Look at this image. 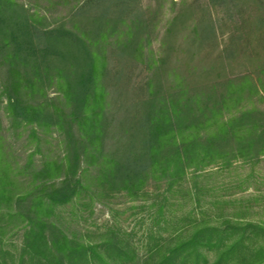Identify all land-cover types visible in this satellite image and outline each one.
Returning <instances> with one entry per match:
<instances>
[{
  "label": "rangeland",
  "instance_id": "obj_1",
  "mask_svg": "<svg viewBox=\"0 0 264 264\" xmlns=\"http://www.w3.org/2000/svg\"><path fill=\"white\" fill-rule=\"evenodd\" d=\"M12 1L26 11L33 39L42 49L39 54L51 43L45 32L64 28L104 57L100 86L107 94V151L120 145L116 131L121 122L133 126L132 133L141 137L136 125L149 112L145 103L150 95L167 101L172 96L193 98L210 108L208 128L201 135L217 139L221 150L207 166L188 169L184 185L187 188L199 177L202 205L198 207L183 188L171 196V220L195 209L198 220L211 224L231 220L264 227V139L244 158L238 140L221 135L223 123L238 117L235 126L240 130L252 124L259 134L264 129V0ZM135 19L142 24L132 44L127 32ZM6 72L0 62V157L8 167L12 193L21 196L43 181V175L38 177L43 165L59 162L65 150L57 129L13 120L3 94ZM56 85L47 84L46 99L57 98ZM124 142L128 143L126 135ZM146 191L153 194L136 200L125 192L87 198L83 204L58 209L54 222L68 237L85 243H100L110 228L119 230L143 258L151 229L157 232L162 227L163 237L175 230H164L154 219V205L160 204L156 198L165 193V185L152 182ZM0 225L1 247L18 255L26 223L19 217L6 218ZM263 244V235L249 242L253 247ZM208 258L209 264L218 261L215 253Z\"/></svg>",
  "mask_w": 264,
  "mask_h": 264
},
{
  "label": "trees",
  "instance_id": "obj_2",
  "mask_svg": "<svg viewBox=\"0 0 264 264\" xmlns=\"http://www.w3.org/2000/svg\"><path fill=\"white\" fill-rule=\"evenodd\" d=\"M141 24V20H133L132 30L127 32L132 44ZM33 31L23 8L12 0H0V62L7 71L3 94L8 113L17 123L57 129L65 154L59 162H46L38 174L43 181L17 197L0 157V222L22 217L26 223L19 254L0 245V264H209V253L218 256L216 264H264V244L249 245L264 236L259 224L231 220L211 224L198 220L195 209L179 220L170 218L171 196L186 185L188 169L207 166L221 150L217 139L201 135L208 128L210 108L193 98L172 96L167 101L150 95L145 103L149 112L136 125L141 137L132 133L136 131L133 126L126 128L121 122L116 131L120 145L107 151V94L100 86L104 57L64 28L45 32L51 43L39 54L42 49L35 43ZM53 82L59 95L48 100L46 87ZM238 118L223 123L221 135L238 140L246 158L258 149L264 129L259 134L252 124L250 129L240 130L235 126ZM125 135L128 143H123ZM198 178L184 190L201 207ZM152 182L165 185V193L156 198L160 204L154 205V219L164 230H175L163 237L162 227L158 233L151 229L143 258L119 230L110 228L100 243H85L68 237L54 222L58 209L83 204L87 198L93 201L102 194L123 192L134 200L151 195L146 189ZM15 208L20 212L13 213ZM3 229L0 225V243Z\"/></svg>",
  "mask_w": 264,
  "mask_h": 264
}]
</instances>
